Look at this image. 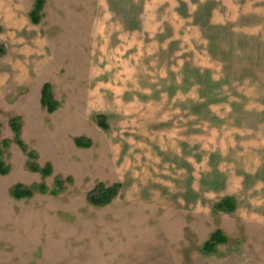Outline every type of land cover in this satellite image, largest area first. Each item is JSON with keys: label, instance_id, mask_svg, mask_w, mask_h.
<instances>
[{"label": "rangeland", "instance_id": "rangeland-1", "mask_svg": "<svg viewBox=\"0 0 264 264\" xmlns=\"http://www.w3.org/2000/svg\"><path fill=\"white\" fill-rule=\"evenodd\" d=\"M33 3L0 0V264H264V0Z\"/></svg>", "mask_w": 264, "mask_h": 264}, {"label": "trees", "instance_id": "trees-1", "mask_svg": "<svg viewBox=\"0 0 264 264\" xmlns=\"http://www.w3.org/2000/svg\"><path fill=\"white\" fill-rule=\"evenodd\" d=\"M44 0H34L32 10L29 14L30 22L33 24L38 23L41 17V10L43 7ZM40 103L42 106L46 107L48 113L53 112L56 109L57 103L52 98L50 85L48 83H44L41 87L40 93ZM97 117V124L101 128H105L104 121L101 115ZM10 126L12 131L14 132V142L18 147L21 148L22 151H26L25 146L23 145L22 141L19 139V131L20 126L17 122L16 118L11 119ZM75 143L77 146L80 147H88L90 142L88 139L79 137L75 139ZM28 163L27 168L32 172H39L42 176H48L50 174V165H45L43 168H40L35 163L36 161V154L33 152H27ZM7 173V168L3 166V163L0 162V174L4 175ZM60 182L56 181L57 188L60 190ZM120 188V184H114L112 186L105 187L101 183L96 186V189L91 191L88 195L89 203L96 205V206H104L110 203V201L117 195L118 189ZM38 192L44 193L46 188L43 184H39L35 188ZM34 189V190H35ZM11 195L14 198L21 199L32 196L33 189L24 188L20 184L14 185L11 189ZM52 194H55L54 191H51ZM217 209H224V210H232L234 208L233 202L231 198H225L215 206ZM226 238L223 237L220 231H214L210 237L203 243L202 251L204 253H211L214 251V248L217 244L224 243Z\"/></svg>", "mask_w": 264, "mask_h": 264}]
</instances>
